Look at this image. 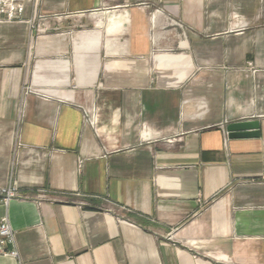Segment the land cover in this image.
<instances>
[{"label":"crops","instance_id":"crops-1","mask_svg":"<svg viewBox=\"0 0 264 264\" xmlns=\"http://www.w3.org/2000/svg\"><path fill=\"white\" fill-rule=\"evenodd\" d=\"M25 3L0 22V264H264V0Z\"/></svg>","mask_w":264,"mask_h":264},{"label":"built area","instance_id":"built-area-1","mask_svg":"<svg viewBox=\"0 0 264 264\" xmlns=\"http://www.w3.org/2000/svg\"><path fill=\"white\" fill-rule=\"evenodd\" d=\"M26 0H0V22H16L20 21L25 10ZM37 15L34 11L33 17ZM1 201L7 204L10 198L17 196V189L13 186L0 188ZM115 205V204H113ZM124 209V208H123ZM125 210V209H124ZM14 231L8 222L7 216L0 217V255L2 256H18V252L14 248ZM11 246V249H7Z\"/></svg>","mask_w":264,"mask_h":264},{"label":"water","instance_id":"water-1","mask_svg":"<svg viewBox=\"0 0 264 264\" xmlns=\"http://www.w3.org/2000/svg\"><path fill=\"white\" fill-rule=\"evenodd\" d=\"M227 137L243 138L257 137L259 135L258 121L246 120L228 122L225 126Z\"/></svg>","mask_w":264,"mask_h":264}]
</instances>
